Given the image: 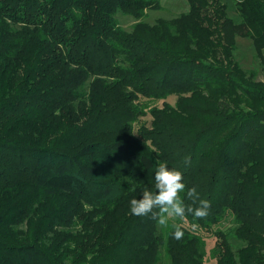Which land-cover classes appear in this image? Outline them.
Wrapping results in <instances>:
<instances>
[{"label":"trees","instance_id":"16d2710c","mask_svg":"<svg viewBox=\"0 0 264 264\" xmlns=\"http://www.w3.org/2000/svg\"><path fill=\"white\" fill-rule=\"evenodd\" d=\"M186 1L126 31L119 11L160 0H0V264H207L200 231L217 264H264V81L235 59L251 38L264 77V0H234L239 24L224 0ZM161 162L186 185L163 232L129 211ZM227 214L236 252L213 231Z\"/></svg>","mask_w":264,"mask_h":264},{"label":"rangeland","instance_id":"374dc122","mask_svg":"<svg viewBox=\"0 0 264 264\" xmlns=\"http://www.w3.org/2000/svg\"><path fill=\"white\" fill-rule=\"evenodd\" d=\"M161 9L159 10H149L148 15L143 20H136L134 17L124 14L123 12H118L116 14V19L118 24L126 31H132L134 25L139 21H144L148 24H154L159 19L171 20L179 17L183 13L189 11V4L186 0H160ZM224 3L228 6L227 13L234 23L239 24L241 22V17L237 12L236 2L234 0H224ZM237 49L235 51V59L240 63L241 67L246 71H255L256 80L264 81L262 66L257 58V50L253 43V40L249 37H237L236 38ZM177 97H170L167 102L174 105ZM146 100L142 99V103ZM155 106L161 107L162 101L150 104V108ZM141 122L146 123L148 126L151 125L152 116L149 110H146V115L141 117ZM169 221L171 219L169 218ZM235 218L231 214H227L224 221H222L218 226L213 228V231H222L231 244L233 250L236 252L238 249L243 247L245 243L238 240L234 234V229L236 227ZM166 226H159V232H163ZM205 241V261L207 264H217L216 256V244L218 238L212 232L200 231L199 233ZM170 261L166 256L164 250H162L161 261L158 264H169Z\"/></svg>","mask_w":264,"mask_h":264},{"label":"clouds","instance_id":"9594fccd","mask_svg":"<svg viewBox=\"0 0 264 264\" xmlns=\"http://www.w3.org/2000/svg\"><path fill=\"white\" fill-rule=\"evenodd\" d=\"M156 191L146 190L140 198L130 200V214L138 217L151 215L161 226H168L170 217H183L185 215L184 201L180 193L186 185L183 182L181 171L169 168L165 163H158L154 173ZM195 189H190L188 195L192 196ZM207 201H200V207L194 209V215L201 217L206 214ZM158 209V211H154ZM172 235L176 239L183 236V231L176 226Z\"/></svg>","mask_w":264,"mask_h":264}]
</instances>
